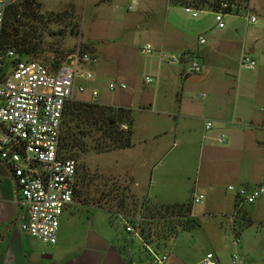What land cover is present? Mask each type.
Listing matches in <instances>:
<instances>
[{"label": "rangeland", "instance_id": "obj_1", "mask_svg": "<svg viewBox=\"0 0 264 264\" xmlns=\"http://www.w3.org/2000/svg\"><path fill=\"white\" fill-rule=\"evenodd\" d=\"M18 1L21 0H11V3ZM247 2L241 0L238 9L225 16V27L222 29L216 27L212 10H200L193 17L182 5L172 4L170 0H35L30 8L21 7L25 10L20 17L25 26L21 28L27 37L35 35L38 40L36 53L22 57L46 63L59 60L78 44L95 50L98 60L78 68V73L82 75L76 78V84L83 85L85 90L75 93L72 101L130 109L133 119L132 147L138 151L144 148V152L91 148L73 156L78 164L76 190L72 203L64 209L60 218L59 232L62 236L70 235L73 230L79 229L80 232L86 229L85 220L98 212L96 209L107 213L105 208L111 206L113 213H121L123 210L117 208L115 200L120 202L123 199L124 204L136 206L143 213L150 204L164 203L158 202V199L187 201L191 199L194 181L200 176L219 183L213 190L195 186L205 196L200 203L193 205V211L209 208L211 211L232 212L233 192L227 189V185L243 183L227 178L238 168H249L252 161L248 157L249 152L254 151L253 138L264 135V130L247 131L250 133L241 136L244 148L226 150L232 144L228 132L237 128L245 130L250 126L246 115L251 114L256 123L264 121V0L250 1V12L257 16L254 23L245 18L249 13L244 9ZM62 12L66 14L57 16ZM200 35L208 43L206 47L200 46V51L208 48L209 43L230 42L213 50L208 58L200 53L193 56L199 58L203 66V63L209 66L206 77L202 75L205 70L201 73L189 71V62L193 58L189 55L180 62H172L170 57L163 58L158 66V42H198ZM146 44L152 46L150 54L140 51ZM240 45L246 47L245 53L255 61L254 69L248 70L239 65ZM164 53L179 55L170 50ZM182 64L186 65L189 78L183 77ZM87 73L90 77H86ZM146 75L153 79L151 83L144 81ZM112 81L117 84L113 90L108 87ZM119 81H123L126 88L118 87ZM235 85L239 86L240 92L234 96L235 102L228 103L225 97ZM92 89L97 91L95 98L91 96ZM201 93L204 96L201 97ZM181 100L183 104L196 108L209 101L223 114L228 110V118L235 112L237 117L244 119L238 124H231L228 118L210 115L213 109L207 107L193 117H183L180 115ZM208 114L214 117L211 121L213 126L204 131V119ZM122 124L129 127L127 123ZM118 125L121 128L119 119ZM217 132L222 133L224 143L210 141ZM139 138H146V144L139 145ZM233 140L239 142L236 135ZM87 141L90 142L89 139ZM209 142L219 149L210 151L203 159V147ZM143 155L151 158L150 163L154 164L153 173L148 175L147 180L143 176L145 171L138 166ZM128 161L137 171L136 179L144 185L142 193L134 189L133 176L120 175L128 167ZM252 169L259 173V162H253ZM83 183L86 184L88 197L98 198L103 192L101 204L104 208L87 203L85 200L88 198L84 199L79 194ZM94 216H99V213ZM78 217L83 218V225L76 224ZM121 223L118 221L115 226L120 227ZM115 231L124 232L122 228ZM208 250L210 248L205 251Z\"/></svg>", "mask_w": 264, "mask_h": 264}, {"label": "built area", "instance_id": "obj_2", "mask_svg": "<svg viewBox=\"0 0 264 264\" xmlns=\"http://www.w3.org/2000/svg\"><path fill=\"white\" fill-rule=\"evenodd\" d=\"M134 1V0H133ZM234 0H218L216 9L212 10L217 28L225 27V16L238 9ZM237 1V0H236ZM245 10H249L246 20L256 22L257 16L250 12V1ZM11 0H0V159L12 166V173L20 196V203L25 207V217L21 229L30 236L48 244L57 242L60 218L64 209L72 203L77 181V160L65 156L59 148L61 127L66 104L72 101L75 93L85 90L83 85L76 84L81 76L78 68L92 64L98 60L95 50H88L78 44L58 61L43 62L36 59H25L11 47H4L2 34L5 17ZM239 7V6H238ZM184 10L196 17L200 9L192 5H184ZM206 38L198 37V43L204 44ZM141 53L149 54L152 46L146 44ZM161 58H169L172 62L181 61L179 55H166L160 51ZM196 56V55H194ZM239 65L245 69L255 68V61L245 52L238 59ZM189 71L201 73L203 65L199 58L190 59ZM86 77H90L87 73ZM144 81L151 83L153 79L145 76ZM109 89L117 87L115 82L108 84ZM118 87L125 88L124 83ZM97 91L92 89L95 98ZM210 120L205 121L204 128L212 127ZM121 129H127L121 124ZM217 141L224 142L221 135ZM227 189L233 192L237 206L241 203H252L264 195V180L253 185L229 184ZM204 194L193 190L192 204L200 203ZM140 216L134 222L121 221L126 231L138 236L149 254V264H166L167 251L147 244L141 236ZM234 242L239 243L238 235ZM233 264H243L237 253L232 254ZM216 255L208 251L201 264H217Z\"/></svg>", "mask_w": 264, "mask_h": 264}, {"label": "crops", "instance_id": "obj_3", "mask_svg": "<svg viewBox=\"0 0 264 264\" xmlns=\"http://www.w3.org/2000/svg\"><path fill=\"white\" fill-rule=\"evenodd\" d=\"M206 43L158 42L157 47L160 51L162 50L161 52L166 50L177 52L181 58L180 60L185 61V56H199V53L208 58L213 50L223 48L229 45L230 42H218L216 45H210L209 43L208 48H203L200 51V46L205 45L204 47H206ZM245 48L240 45V55L246 51ZM160 51H158L157 55L158 66L160 61H162L159 54ZM249 52H252V49L249 48ZM185 64H182L184 67L183 77L189 78ZM203 64V71L205 70V72L202 75L206 77L209 66L205 65V63ZM164 77H167L166 73ZM119 83L124 82L119 81ZM237 92H240L238 85L229 89L225 97L226 101L233 103ZM200 96H204L203 93ZM209 103L208 101L206 104L201 105L200 108H196L191 107L189 104H183L181 100L180 115L190 118L201 111H205L207 107L209 110L213 109V113L210 115L216 118H228V110H226V114H223L218 107L214 108L215 104ZM210 115L208 114L204 119V125L205 121H213L214 117ZM246 116H248L250 126L245 130L237 128L228 132L231 134L232 144L226 148L227 151H238V149L244 148L241 136L245 133H250L247 131L264 130V121L256 123L252 119L251 114ZM242 119L244 117H237L235 112H232V116L228 118L231 124L235 122L238 124ZM203 130L206 131L204 126ZM218 135L222 136V133L217 132L210 138V141L217 142L216 137ZM234 135L239 138V142L233 140ZM202 137L205 138L204 133ZM222 138L224 139L223 136ZM253 141L254 151L249 152L248 156L252 158L249 168L244 170H239L238 168L227 180L233 179L248 185L264 180V135L262 137L255 136ZM138 143L139 145H145L146 138H139ZM216 149H219V147L214 146L213 142H209L203 147L202 158H206L210 151L213 152ZM122 151L144 152V148L138 151L136 147L131 146L124 148ZM142 157L138 166L139 169L145 171L143 176L147 180L153 173L154 164L151 165V158L148 156L143 155ZM253 162H259L261 168L259 173L252 169ZM127 164L128 167H125V171L120 175L133 176L134 189L142 193L144 185L142 186L141 181L136 179L137 171L132 168L133 163L128 161ZM12 175V166L0 159V264H149V254L142 240L126 231L121 219L111 223L107 213L100 209L95 208L98 212H94L91 217L85 220V223H87L86 229H81L80 232H78L79 229L73 230L67 236H62L58 231L57 242L54 244L42 242L25 233L20 226L25 217V207L14 196L15 185ZM217 183L219 182L212 178L206 179L200 176L199 180L194 181L193 190L198 185L208 187L206 190H213ZM232 197L234 209L231 213L220 210L211 211L209 208L205 211L198 209L194 212L192 209L191 215L196 220L194 226L190 229L179 231L175 237L169 239L166 246L159 247L160 251L168 252L166 264H201L206 248H210L208 251L216 255L217 264H233L231 256L234 253L239 255L243 264H264V195L252 203H241L239 206L235 203L234 195ZM157 201L164 203L180 202L176 199H158ZM74 211L80 212L79 210ZM69 213L76 214V212ZM95 213H99V216L95 217ZM118 221L122 222L120 227L115 226ZM83 222V218L78 217L76 224L83 225ZM116 228H122L124 232L115 231ZM235 235L239 236V243L234 242Z\"/></svg>", "mask_w": 264, "mask_h": 264}, {"label": "trees", "instance_id": "obj_4", "mask_svg": "<svg viewBox=\"0 0 264 264\" xmlns=\"http://www.w3.org/2000/svg\"><path fill=\"white\" fill-rule=\"evenodd\" d=\"M237 1L240 2L241 0ZM170 2L182 6L192 5L200 10H214L218 0H170ZM34 4L35 0L13 2L10 3L6 13L2 44L4 47L14 48L20 52L21 56L35 54L38 50L37 36L27 37L25 30L21 28L25 24L20 22V17L25 13L21 7L24 5L25 8H30ZM63 14L66 12L57 14V16L61 17ZM115 118L119 119L121 124L127 123L129 127L127 129L119 128V125L116 126L117 120ZM132 124L130 109L122 107L114 109L111 106L96 105L89 102L69 101L66 104L62 121L60 151L65 156L73 157L91 148L112 150L131 147L133 145ZM97 133H100L99 136H96ZM102 135L103 138L101 139ZM87 139L90 140L89 143ZM84 185L86 186L83 183V186L79 188V194L84 199L88 198L85 201L95 207L104 208L101 204V199L104 197L103 192L98 198L95 196L88 197ZM112 189H114L113 186ZM115 202L117 208L120 207L123 211L113 213L111 206L106 207L109 221L114 223L118 219H124L128 222H134L136 216H140L139 227L143 241L156 247L165 246L166 241L175 237L179 231L190 229L196 223L191 215L193 209L191 199L174 203L150 204L144 213L136 206L131 207L128 203L124 204L123 199L120 202L115 200Z\"/></svg>", "mask_w": 264, "mask_h": 264}, {"label": "water", "instance_id": "obj_5", "mask_svg": "<svg viewBox=\"0 0 264 264\" xmlns=\"http://www.w3.org/2000/svg\"><path fill=\"white\" fill-rule=\"evenodd\" d=\"M12 176H13V175H12ZM12 180H13V183H14V185H15L14 196H15L16 200H17L18 202H20V196H19V194H18V189H17L16 183H15V179H14V177H12Z\"/></svg>", "mask_w": 264, "mask_h": 264}]
</instances>
